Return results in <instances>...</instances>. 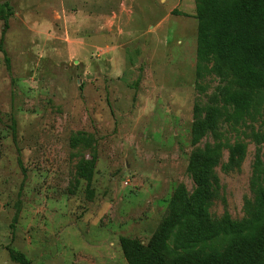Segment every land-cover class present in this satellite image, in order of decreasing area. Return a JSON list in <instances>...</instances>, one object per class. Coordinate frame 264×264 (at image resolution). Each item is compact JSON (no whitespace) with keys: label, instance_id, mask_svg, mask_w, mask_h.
Instances as JSON below:
<instances>
[{"label":"rangeland","instance_id":"1","mask_svg":"<svg viewBox=\"0 0 264 264\" xmlns=\"http://www.w3.org/2000/svg\"><path fill=\"white\" fill-rule=\"evenodd\" d=\"M0 4V264H21L11 250L30 264H128L120 239L146 246L176 220L198 187L189 162L206 149L217 158L210 221L252 218L264 92L232 117L231 68L197 60L195 0Z\"/></svg>","mask_w":264,"mask_h":264},{"label":"trees","instance_id":"2","mask_svg":"<svg viewBox=\"0 0 264 264\" xmlns=\"http://www.w3.org/2000/svg\"><path fill=\"white\" fill-rule=\"evenodd\" d=\"M195 9L197 60L200 65L207 62L229 65L236 88L227 91L224 102L232 108V117L243 119L256 95L264 92V0H195ZM7 26L5 22L4 32ZM0 48L6 53L3 38ZM215 112L211 108L206 119L195 125V142L202 130L212 128ZM216 163L213 150L198 151L192 156L188 169L198 185L196 191L176 220L165 223L146 246L138 240L120 239L128 264H264V188H258L250 220L237 223L226 217L213 224L207 201L217 182L213 176ZM176 223L180 225L175 235L183 250L169 263L164 253ZM220 236L226 239L222 247L207 244ZM10 257L21 264H30L22 253L11 250Z\"/></svg>","mask_w":264,"mask_h":264}]
</instances>
